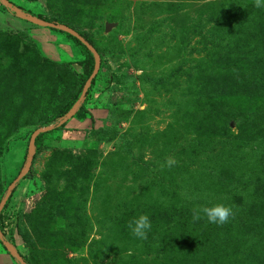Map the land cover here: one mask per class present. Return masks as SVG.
Here are the masks:
<instances>
[{"label": "rangeland", "instance_id": "1", "mask_svg": "<svg viewBox=\"0 0 264 264\" xmlns=\"http://www.w3.org/2000/svg\"><path fill=\"white\" fill-rule=\"evenodd\" d=\"M254 5L0 0V264H264ZM217 203L235 217L193 222Z\"/></svg>", "mask_w": 264, "mask_h": 264}, {"label": "clouds", "instance_id": "2", "mask_svg": "<svg viewBox=\"0 0 264 264\" xmlns=\"http://www.w3.org/2000/svg\"><path fill=\"white\" fill-rule=\"evenodd\" d=\"M254 6L258 9L264 8V0H255ZM177 163L178 162L173 157L169 156L165 158V163L161 165V168H172ZM186 199H191V197L186 196ZM201 214H203V216ZM235 214L232 206L224 203H217L210 207L193 208L192 220L196 222L206 217L209 223L223 226L229 222L230 218H234ZM127 227L134 237L146 240L148 238L147 233L151 230L152 225L149 217L142 214L129 220Z\"/></svg>", "mask_w": 264, "mask_h": 264}, {"label": "trees", "instance_id": "3", "mask_svg": "<svg viewBox=\"0 0 264 264\" xmlns=\"http://www.w3.org/2000/svg\"><path fill=\"white\" fill-rule=\"evenodd\" d=\"M73 41L79 43V41H76L75 39H73ZM90 62H91L90 57H88L85 60H83L82 62L78 63V66L81 68L82 74L85 76V79H88L90 77V72H91V63ZM91 82H92V80L90 79L89 83L91 84ZM73 101H70L69 104L64 105L62 107V109L60 111H58V113H56L55 118H57V119L62 118L70 109ZM76 114L78 115L79 119L84 118L83 115H85V111H84L82 106H80L78 108V111ZM42 137H43V133H39V134L35 135L33 138V147L36 151L39 149V144H40Z\"/></svg>", "mask_w": 264, "mask_h": 264}]
</instances>
